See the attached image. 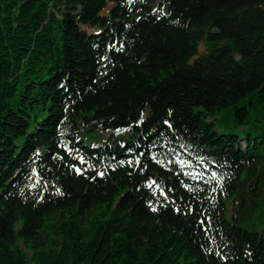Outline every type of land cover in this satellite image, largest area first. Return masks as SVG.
Masks as SVG:
<instances>
[{"label":"trees","instance_id":"1","mask_svg":"<svg viewBox=\"0 0 264 264\" xmlns=\"http://www.w3.org/2000/svg\"><path fill=\"white\" fill-rule=\"evenodd\" d=\"M157 1L0 0V264H264V0Z\"/></svg>","mask_w":264,"mask_h":264},{"label":"rangeland","instance_id":"2","mask_svg":"<svg viewBox=\"0 0 264 264\" xmlns=\"http://www.w3.org/2000/svg\"><path fill=\"white\" fill-rule=\"evenodd\" d=\"M159 2H160V0L155 2L154 6H156L157 3H159ZM113 7H114V4L110 3L108 5V7L104 11H102L101 15L107 16L108 11L111 10ZM87 31L91 32L92 30H87ZM198 52L201 55L206 53L205 47L203 44H200V46L198 48ZM107 136L108 135L102 131L90 132V133L85 135V137L87 138L86 144L91 146V147H99L107 140ZM261 209H262V207L256 210V212L254 214L255 219L250 217V218H248L246 223H242V224L246 228L251 229V230H257V231L262 230L263 226H264V212L259 213ZM257 213H259V214L257 215ZM257 216L260 218H256Z\"/></svg>","mask_w":264,"mask_h":264},{"label":"water","instance_id":"3","mask_svg":"<svg viewBox=\"0 0 264 264\" xmlns=\"http://www.w3.org/2000/svg\"><path fill=\"white\" fill-rule=\"evenodd\" d=\"M109 13H110V10L108 11L107 15H109Z\"/></svg>","mask_w":264,"mask_h":264}]
</instances>
